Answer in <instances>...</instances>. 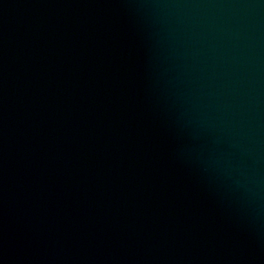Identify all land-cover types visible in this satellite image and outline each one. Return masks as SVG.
Wrapping results in <instances>:
<instances>
[{"label":"water","instance_id":"obj_1","mask_svg":"<svg viewBox=\"0 0 264 264\" xmlns=\"http://www.w3.org/2000/svg\"><path fill=\"white\" fill-rule=\"evenodd\" d=\"M0 264H264V0H0Z\"/></svg>","mask_w":264,"mask_h":264}]
</instances>
